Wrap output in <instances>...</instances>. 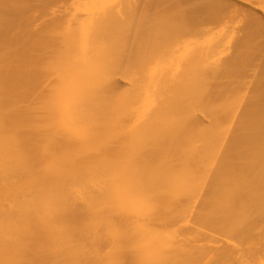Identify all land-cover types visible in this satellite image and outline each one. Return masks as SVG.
Listing matches in <instances>:
<instances>
[{
	"label": "bare ground",
	"instance_id": "obj_1",
	"mask_svg": "<svg viewBox=\"0 0 264 264\" xmlns=\"http://www.w3.org/2000/svg\"><path fill=\"white\" fill-rule=\"evenodd\" d=\"M151 1L0 0V264H264V9Z\"/></svg>",
	"mask_w": 264,
	"mask_h": 264
},
{
	"label": "rangeland",
	"instance_id": "obj_2",
	"mask_svg": "<svg viewBox=\"0 0 264 264\" xmlns=\"http://www.w3.org/2000/svg\"><path fill=\"white\" fill-rule=\"evenodd\" d=\"M130 1V2H129ZM147 1V2H146ZM160 3H161V5L162 4H164V7H167V8H170L171 7V3L173 4L174 2H172L173 0H165L164 2H163V0H158ZM175 1V0H174ZM176 1H178V0H176ZM175 1V3H176V5H177V3L179 4V3H181L180 5H184L185 4V6H180L179 5V7H181V9L182 8H184V7H188V3L186 4V1H188V0H179L180 2H176ZM191 2H200V0L198 1V0H190ZM243 1V0H242ZM245 1H247V3H245ZM251 1L252 0H244L243 2H241L240 0H218V2H216V3H211L209 0H204L203 1V3L202 4H197V5H191V10H192V12H193V14L194 15H196L199 19H198V21H197V23L198 24H196V22L194 21L193 23H191L192 21H191V19L194 17V15H193V17H191L189 14V11H187L189 14V16L191 17V18H187L186 17V19L185 18H183V16H181V14H180V16H179V18L174 22L175 24L176 23H178V28H182V26L184 27V25L185 24H187V25H190V24H188L189 23V21H191L190 23L191 24H194L195 23V25L193 26L194 28L196 27V25H200V24H202V23H204V22H206V23H204L205 24V26H206V24H207V22H208V25H211V26H213V27H215V26H219L220 25V27H224L226 24H227V26H229L230 24H232V25H230V29H234V27H236L235 28V30L238 32L239 30H241L240 28H242V30H244V33H245V30H247V28L245 29V25H246V23L244 24H242V25H239L237 22H233V21H229V11H230V9H231V7H232V5L234 4V3H237V5H239V7L240 6H242V7H246V9L247 10H249V9H254V10H261V11H263L262 9H264V6H262L263 4H264V0H262V2H260V0H258V3L256 2V1H254L255 3L253 4H249V3H251ZM252 1V2H253ZM116 2H118L119 4H117ZM123 2H125V4L128 6V7H125V5H124V3ZM123 2L121 3V1L120 0H108V4H109V7H108V9H110L109 11H111V10H114V12L115 13H118V14H121L122 16H119V17H121L122 19L124 18V20H128V19H130V20H132L133 18V15L135 14H137V16H135L134 15V17H137L136 19H138L139 17H138V13L139 12H141L140 10L142 9L141 8V6H143V4H149V2H148V0H133V1H131V0H128V3H126V1H124L123 0ZM131 2H135V4L136 5H138L139 3H140V10H139V12L135 9V11H137V13H132V11L131 10H129V8H130V6H131ZM150 2H152L151 0H150ZM211 3V6H210V4H209V6H210V8H209V6L208 7H206L207 5H204V3ZM233 2V3H232ZM114 3V5H117L116 7L117 8H113V9H111L112 7H113V4ZM131 3V4H130ZM174 3V4H175ZM201 3V2H200ZM124 5V7H122V8H124L123 10L121 9V11H120V7L121 6H123ZM151 4V3H150ZM218 4H229V6H227V5H225V6H223L222 5V7H226V8H222L221 7V5L219 6ZM175 5V6H176ZM236 5V6H237ZM157 6H159V4H152V7H154L153 9H156V7ZM215 6H216V9H218L217 11L216 10H214L215 9ZM217 6H219V8H222V9H219V8H217ZM235 6V7H236ZM115 7V6H114ZM149 7H151V6H149ZM177 7V6H176ZM211 7H213V9H212V11H210V12H208L209 10H211ZM253 7V8H252ZM50 9L51 7H45V9ZM125 8H126V10H125ZM139 8V7H138ZM178 8V7H177ZM153 9H150V10H152V11H154ZM160 9H162V8H160ZM160 9H158L157 8V10L159 11ZM179 9V8H178ZM181 9H180V12H182L181 11ZM209 9V10H208ZM118 12H117V11ZM125 10V11H124ZM144 10V9H143ZM147 9L145 8V11H146ZM149 10V11H150ZM183 10V9H182ZM108 11V12H109ZM126 11H128L127 13H126ZM134 11V10H133ZM161 11V10H160ZM214 11H216L215 13H217V12H219V11H222V12H219L218 14H215V15H210V14H214ZM112 13L110 14H108V15H111L112 16V18H114V19H111V17H109V16H107V20L112 24V26H111V24H107L106 23V26H105V28L103 27V29H104V31H105V29L107 30V31H109L110 33H108V34H113V33H115V31H114V29H116L117 28V26H119V29L118 30H116V33L115 34H122V32H123V34L125 33L124 32V29H121L120 27H121V24L124 22H121V24L119 25V24H117L119 21H118V19H116L115 20V17L117 18L118 16H116V14H114V12L113 11H111ZM155 13V17H156V15L158 14V12L155 10L154 11ZM213 12V13H212ZM126 13V15L127 14H130L129 15V18H127L126 17V15H123V14H125ZM131 13H132V16H131ZM149 13H151V11L149 12ZM157 13V14H156ZM202 13H204V14H202ZM117 14V15H118ZM151 14H153V12L151 13ZM183 14V13H182ZM113 15H114V17H113ZM141 15V14H140ZM139 15V16H140ZM159 15V14H158ZM157 15V17H158V19L161 21V24L162 23H166V22H168L167 20L168 19H163L164 17H161L160 15L158 16ZM186 15H187V13H186ZM210 15V16H209ZM124 16V17H123ZM128 16V15H127ZM131 16V17H130ZM220 16V17H219ZM152 17H153V15L152 16H150V19H152ZM162 19H161V18ZM126 18V19H125ZM132 18V19H131ZM166 18V17H165ZM109 19H111V20H109ZM122 19H120V20H122ZM149 19V20H150ZM155 19H157V18H155ZM169 19H171V18H169ZM175 19H176V17H175ZM174 19V20H175ZM188 19V20H187ZM195 19H196V17H195ZM101 20V19H100ZM102 20H104V18H102ZM154 20V19H153ZM187 20V21H186ZM193 20H194V18H193ZM112 21H113V23H112ZM61 22V21H60ZM115 23H116V25H115ZM236 25H238V26H236ZM175 24H172V26L173 27H176V25ZM250 24V23H249ZM249 24H247V26L249 25ZM252 24V23H251ZM108 25H110L111 26V28H109L110 26H108ZM116 27H115V26ZM164 25V24H163ZM162 25V26H163ZM255 24H253V26H254ZM108 26V27H107ZM241 26V27H240ZM246 26V27H247ZM252 26V25H251ZM250 26V27H251ZM255 26H257V25H255ZM260 26H262V27H259V29H258V27H254L253 29H257L256 31L255 30H252V29H250V27H248V30H249V34H248V36H247V33H248V30L246 31V33L245 34H243L244 36L242 37V30L240 31L241 32V34H240V37H242V38H244V37H246V38H248V37H252L253 35L254 36H256V32L257 31H259L260 32V35H258L259 37H254V38H250V39H253L252 41L250 40V39H246L247 40V42H245V43H247V46L245 47V48H243V51L246 53H248L249 52V56L251 55V57L252 58H254L255 60H253V61H255V66H254V64H251V62H250V64L248 63L249 61H251V59L248 61V60H245L246 62H245V66L244 67H247V65H248V67H249V65L251 66V67H254V68H260V67H258L259 65H260V63H261V66H262V64H263V60H264V24L263 25H260ZM240 27V28H239ZM244 27V28H243ZM58 28H60V27H58ZM58 28H56V30L55 31H57V33L55 32V31H53L52 32V34L53 33H56V34H60L61 32H62V30H59ZM113 28V29H112ZM237 28H238V30H237ZM109 29H111V30H109ZM206 29L207 30H209L210 31V28L208 29V27H206ZM235 30H230V31H228V32H226V35H228L229 37H236L235 35H232L231 33L233 32V31H235ZM250 30H252V32L250 31ZM143 31V30H142ZM112 32V33H111ZM121 32V33H120ZM143 32H150V33H152L153 34V36H155V37H157V35L158 34H163L164 33V31L163 30H160V28L158 29V28H156V27H154L153 29H151V30H145V31H143ZM132 33H133V30H132ZM193 33H199V30L198 31H194ZM211 33V32H210ZM254 33H256V34H254ZM142 34V33H141ZM246 35V36H245ZM227 39V38H226ZM239 39H241V38H239ZM245 39V38H244ZM259 39H261L260 41H259ZM250 40V41H249ZM252 43V44H250V43ZM259 42V43H258ZM244 43V45H246ZM155 44V43H154ZM174 44V43H173ZM171 44H169V46H170ZM249 45H252V48H251V46L249 47ZM251 48L250 50L249 49H247V48ZM242 48V47H241ZM256 48V49H255ZM260 48V49H259ZM248 50V51H245V50ZM205 51H207V49H204ZM242 50V49H241ZM251 50H252V52H251ZM204 51V52H205ZM259 52V53H258ZM251 53H253L254 55H252ZM259 55H258V54ZM261 53V54H260ZM256 54L258 55L257 56V58H255V56H256ZM244 58H246L247 59V57H244ZM243 58V59H244ZM241 60H242V58H241ZM241 60H240V62H241ZM236 61H239V60H236ZM252 61V62H253ZM253 65V66H252ZM264 66V65H263ZM263 66H262V69H263V72H264V68H263ZM253 68V69H254ZM261 69V68H260ZM261 69V70H262ZM226 102H228V101H226ZM224 103L225 105H227V103ZM230 104L228 105V108H229V106L231 107V104H232V106H233V101H232V103H231V100H230V102H229ZM230 109V108H229ZM234 109V108H233ZM225 110V109H224ZM232 110V109H231ZM231 110H228V109H226V111H231ZM190 213V212H189ZM188 213V214H189ZM188 214H187V216H188ZM190 216V215H189ZM235 254V253H234Z\"/></svg>",
	"mask_w": 264,
	"mask_h": 264
}]
</instances>
